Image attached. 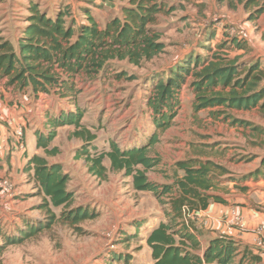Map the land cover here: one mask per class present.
I'll return each instance as SVG.
<instances>
[{
  "label": "rangeland",
  "instance_id": "obj_1",
  "mask_svg": "<svg viewBox=\"0 0 264 264\" xmlns=\"http://www.w3.org/2000/svg\"><path fill=\"white\" fill-rule=\"evenodd\" d=\"M96 1L92 4L86 0H0V44L8 42L14 53L19 54V44L31 15L30 4L38 5L46 17L64 11L67 13L66 25L73 19L77 25L86 24L85 13L88 12L99 29L120 17V8L128 4L125 0H108L104 4V0ZM160 1L174 7L172 12L159 15L153 26L161 35L158 42L163 45L162 52L151 60H142L139 66L116 59L108 62L105 70L91 79L85 75L74 78L79 92L73 98L85 111L80 125L96 137L91 145L97 152H107L110 142L121 149L138 142L140 137L146 139L153 127L151 114L145 113L149 111L147 101L153 85L158 79L165 81L178 65H185L190 55L212 58L219 54L226 61L244 57L264 64V12L251 20L253 8L248 11L243 6L230 8L221 0ZM262 1L259 0L258 6ZM213 31H216V37L211 39L209 36ZM233 39L244 42L251 51L244 54L242 50L226 48ZM224 42L228 43L225 49H219L218 45ZM8 53L0 49V56ZM2 75L0 70V102L7 108L14 103L28 108L17 128L25 129L29 136L44 132L49 123L46 119L56 116L59 111H74L68 99L55 95L34 97L29 88L19 90L16 84L8 85L11 76ZM194 81L191 75L186 77L178 96L177 115L167 130L159 132L158 142L149 151V157L162 163L147 172L149 181L166 184V176L172 171L164 168L165 164L173 165L179 159L196 157L208 158L230 173L219 180L217 190L220 195H238L256 189L260 180H264V169L260 165L264 155V132H253L251 124L264 128V119L256 108L236 110L220 106L196 113ZM229 91L227 88L222 92ZM215 112L220 113L214 117ZM0 116V126L11 130L13 126L7 118L1 113ZM233 119L250 125H233ZM74 131L75 127L70 125L56 130V137L48 148L56 149L55 155H46L43 149L34 150L48 164H59L62 174L68 177L67 190L73 194V201L65 211L84 209L94 215L72 225L62 220L63 208L42 207L44 198L28 174L24 173L18 180L23 181L18 186L12 178L2 177L12 183L13 190L10 195L0 194V202L8 199L13 204L7 207L0 204V264H117L111 258L116 254L125 257L129 264H153L146 238L160 222L167 221L165 211L168 208L152 193L136 192L131 178L113 172L108 159L103 161L106 181L90 175L84 159L75 157L76 151L85 143L74 136ZM243 177H246L245 181ZM19 186L22 189L18 190ZM52 213L55 221L49 229L17 245L4 243L5 235L16 231L15 223L22 226L19 216L24 215L28 222L38 223L47 221ZM238 261L236 258L234 264ZM244 264L249 262L246 260Z\"/></svg>",
  "mask_w": 264,
  "mask_h": 264
},
{
  "label": "trees",
  "instance_id": "obj_2",
  "mask_svg": "<svg viewBox=\"0 0 264 264\" xmlns=\"http://www.w3.org/2000/svg\"><path fill=\"white\" fill-rule=\"evenodd\" d=\"M125 1L128 4L120 8L121 16L110 20L103 29H99L88 12L85 13L86 24L77 25L73 19L66 25L67 13L64 11L54 17H46L39 11L38 5L30 4L28 8L31 15L23 33V41L19 44V54L14 53L13 46L8 42L0 44L2 51L9 52L0 56L2 76H11L8 85L16 84L19 90L29 88L34 97L55 95L68 99L74 106V111L61 110L56 116L50 117L47 131L44 134L36 133V147L43 149L46 155H55L56 149L48 148L56 137V130L66 125L74 126V136L85 143L76 151L75 157L84 159L90 175L99 181H106L107 170L103 161L108 159L113 172L131 178L132 188L136 192L152 193L165 205L168 208L165 211L167 221L160 222L146 238L153 264H234L236 258H239L237 264H244L246 260L249 264H260L258 256L249 257L246 250L240 251L239 245L227 236L221 235L208 241L202 249L195 236L196 228L188 217L206 210L210 203H225L220 195L214 193L220 178L230 174L227 169L208 158H189L175 162L170 183L157 184L147 177V172L161 162L149 157V151L158 142L159 132L172 125L180 108L178 96L181 86L190 75L195 79L192 84L196 93V113L220 106L236 110L256 108L264 119V69L258 61H249V58L244 57L226 61L219 54H214L212 58L209 55H190L185 65H178L165 81L158 79L153 85L147 101L149 111L145 112L151 114L153 127L149 129L146 139L140 138L126 148L120 149L117 144L110 142L107 152H97L91 145L96 137L80 125L85 111L76 105L73 98L79 92L74 84L77 75L91 79L105 70L111 60H128L139 66L142 60H151L162 52L163 45L158 42L161 35L153 26L159 15L172 12L174 7H168L160 0ZM221 1L230 8L243 6L247 11L253 8L251 20L264 12V1L259 6V0ZM86 2L94 4L97 1ZM214 32L210 33L211 39L216 37ZM231 43L227 46L228 43L224 42L218 48L225 49L227 46L229 49L242 50L244 54L251 51L244 42L233 39ZM206 49L210 51L208 47ZM217 88L222 91L229 88L230 91L217 92ZM219 113L212 115L215 117ZM232 124L242 127L250 125L236 119L232 120ZM251 126L253 132L263 134L264 128ZM260 165L264 169V156ZM23 172L36 183L44 198L43 208L64 209L62 220L76 225L94 215L84 209L65 211L73 201V194L67 190L69 179L62 174L59 164H48L44 157L33 155ZM243 178L245 181L246 177ZM241 190L245 191L243 188ZM25 219L22 217V226H16L12 235H5L6 245L20 244L49 229L55 216L52 213L47 221L38 223ZM111 258L117 264H129L120 254Z\"/></svg>",
  "mask_w": 264,
  "mask_h": 264
},
{
  "label": "crops",
  "instance_id": "obj_3",
  "mask_svg": "<svg viewBox=\"0 0 264 264\" xmlns=\"http://www.w3.org/2000/svg\"><path fill=\"white\" fill-rule=\"evenodd\" d=\"M261 66L264 69L263 63H261ZM26 111H28V108L18 107L16 103H14V105H10V107L7 108L6 104L0 102V113L2 116L4 115L7 118V122L13 126L11 130L0 126V178L8 176L17 182L15 183L17 186L20 184L19 182H23L18 180L22 179L24 176L23 168L27 164L29 158L37 154V151L34 150L35 148L38 149L36 147V133L44 134L47 131L46 129L44 132H35L34 135L31 134L29 136L27 134L28 132L24 129L23 136H25V138H17L14 135V130L20 126V122L23 121L22 116H24L23 114H25ZM27 114L30 115L31 112H28ZM0 119H2L1 116ZM30 119L31 118H29L27 121ZM49 119H46L47 122H49ZM140 138L142 139V137ZM263 156L264 155H262V157ZM180 160L185 159H179L177 161ZM175 162H173V165ZM161 164L162 163L160 162L159 165ZM173 165H171V163L164 165V168H168L170 171H172L169 176H166L168 179L167 183L172 182L171 176L174 172ZM179 175H181V173H179ZM256 187V189L254 188L238 195H220L217 190V192L214 194L220 195L225 201L224 204L210 203L207 209L204 210V213H194L191 215L190 218L192 224L196 228L195 236L200 242L202 249L206 246L208 241L223 235L234 240L238 245H240V250H246V254L249 257L258 256L260 260L259 263L264 264V253L256 249V237L252 233L254 227L258 225H264V180H260ZM17 188L18 190L22 189L20 186ZM245 200H247L248 203H245ZM0 204H3L7 207L9 204L12 205L13 202L6 199L4 201L2 200ZM235 204L238 205L235 206ZM233 209L236 210L242 218V221L245 225V229L243 231H240L236 228H229L227 225V220L230 217L231 211ZM22 217H24V215L19 216V219L22 220ZM18 224L19 222L15 223L14 228L18 226ZM201 253L202 252L200 251V255Z\"/></svg>",
  "mask_w": 264,
  "mask_h": 264
},
{
  "label": "built area",
  "instance_id": "obj_4",
  "mask_svg": "<svg viewBox=\"0 0 264 264\" xmlns=\"http://www.w3.org/2000/svg\"><path fill=\"white\" fill-rule=\"evenodd\" d=\"M14 135L17 138L21 139L23 136V131L20 128H16L14 130ZM12 190H13L12 183L5 178H0V194L10 195L12 193ZM184 211L186 210L184 209ZM201 213H204V211H199L196 214H201ZM188 217L190 218L191 215H188ZM227 225L229 228H236L240 231L241 230L243 231L245 229V225L242 221V218L234 209L231 211L230 217L227 220ZM252 233L256 237V241H255L256 249L264 253V225H258L254 227Z\"/></svg>",
  "mask_w": 264,
  "mask_h": 264
}]
</instances>
